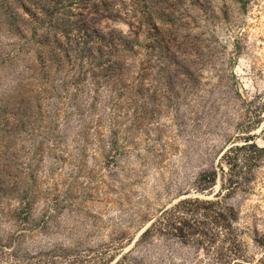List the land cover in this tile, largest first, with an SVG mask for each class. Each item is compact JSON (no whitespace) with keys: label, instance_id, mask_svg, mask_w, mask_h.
Segmentation results:
<instances>
[{"label":"rangeland","instance_id":"obj_1","mask_svg":"<svg viewBox=\"0 0 264 264\" xmlns=\"http://www.w3.org/2000/svg\"><path fill=\"white\" fill-rule=\"evenodd\" d=\"M261 16L0 0V264H264Z\"/></svg>","mask_w":264,"mask_h":264},{"label":"built area","instance_id":"obj_2","mask_svg":"<svg viewBox=\"0 0 264 264\" xmlns=\"http://www.w3.org/2000/svg\"><path fill=\"white\" fill-rule=\"evenodd\" d=\"M258 26L261 30V33H260V36L256 38L254 44L258 47L261 45L262 47H261L260 51H263V53H264V18H263V16H261L259 18Z\"/></svg>","mask_w":264,"mask_h":264}]
</instances>
